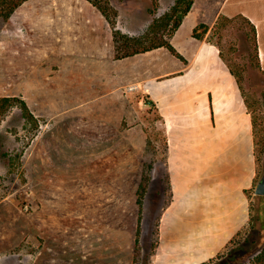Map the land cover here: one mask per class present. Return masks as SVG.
Wrapping results in <instances>:
<instances>
[{"label": "rangeland", "instance_id": "374dc122", "mask_svg": "<svg viewBox=\"0 0 264 264\" xmlns=\"http://www.w3.org/2000/svg\"><path fill=\"white\" fill-rule=\"evenodd\" d=\"M87 1L27 0L9 18L0 16V96L25 99L34 114L27 119L16 105L0 116V264H134L137 244L143 255L160 246L159 190L170 197L162 116L139 87L129 89L136 83L128 75L131 59L115 53L107 64L91 33L76 39V10L92 8ZM125 1L110 0L114 28L119 19L134 27ZM149 3L133 11L151 20ZM222 22L211 38L237 72L264 137V66L252 26L242 16ZM191 39L185 28L178 43L185 50ZM162 49L140 64L166 69L178 60ZM145 174L151 180L138 236ZM252 216L208 264H225L233 248L264 229V197H255Z\"/></svg>", "mask_w": 264, "mask_h": 264}, {"label": "crops", "instance_id": "0c3cea01", "mask_svg": "<svg viewBox=\"0 0 264 264\" xmlns=\"http://www.w3.org/2000/svg\"><path fill=\"white\" fill-rule=\"evenodd\" d=\"M150 1L156 9L151 20L148 13L133 11L148 7L149 0L125 1L134 27L123 28L119 19L117 28L140 35L154 17L169 11L177 0ZM91 5L83 9L82 4L81 10H76L79 31L75 37L88 40L91 33V45L99 50L96 55L114 64L115 28L102 11ZM238 16L256 26L264 66V0H195L170 36L183 57L161 46L118 59H131L128 75L136 80L131 85L137 84L155 104L165 131L170 197L167 201L164 197L160 205V246L152 255L154 264H202L218 257L251 224L255 197H264L253 192L258 180L253 113L220 44L211 38L223 17ZM202 24L208 26L205 33ZM185 28L192 39L184 50L178 37ZM196 29L203 32L201 37L196 36ZM162 48L178 59L170 67L157 69L152 63L147 67V63L140 64L150 62L145 55Z\"/></svg>", "mask_w": 264, "mask_h": 264}, {"label": "trees", "instance_id": "16d2710c", "mask_svg": "<svg viewBox=\"0 0 264 264\" xmlns=\"http://www.w3.org/2000/svg\"><path fill=\"white\" fill-rule=\"evenodd\" d=\"M27 0H0V16L9 18L24 2ZM94 6H96L106 17L110 20V0H88ZM195 0H177L176 3L171 7L169 11L163 15L154 17L153 21L147 28V30L140 35H129L124 33L121 29H114V44L115 53L117 58H124L127 56H132L138 53L146 52L157 47L166 46L168 49L179 57H183L182 54L176 49V47L171 43L170 36L172 33L180 26L184 16L189 12ZM155 8L151 9V13H155ZM233 18L223 17L222 23L226 25ZM248 20V19H247ZM250 22V20H249ZM253 32H254V45L257 55L259 56L258 49V39H257V28L254 24L250 22ZM203 32L208 30V26L202 24ZM203 32H198L195 30V34L201 37ZM260 59V57H259ZM232 72L237 76V72L232 68ZM239 81V79H238ZM20 106L23 110V114L27 119H34V114L30 109L27 101L19 96H0V116L5 114L11 107ZM253 122L255 130V151L258 162V184L259 179L264 174V137L261 134L259 123L257 119V114L253 112ZM261 176V177H260ZM151 180L149 174H145L140 183L138 191V203L140 205V215L138 221V231L137 235L141 234L142 230V219H143V206L145 202V197L148 192V184ZM165 182L167 179H165ZM256 188V187H255ZM255 188L253 192H255ZM165 189L159 190L160 199L165 197ZM162 210V209H161ZM253 220V216H252ZM264 226V220H261ZM251 225V224H250ZM252 227H255V225ZM258 235H253L252 238L248 236L245 241L249 244L237 245L230 251V259L225 261V264H264V229L259 228ZM235 238L232 240V242ZM138 243V242H137ZM151 252L147 255L142 254V247L137 244V250L135 255L134 264H152L151 258L154 254L156 245L152 246ZM237 248H241L242 251L237 252ZM202 264H208L204 262ZM217 264V263H215Z\"/></svg>", "mask_w": 264, "mask_h": 264}, {"label": "water", "instance_id": "95a60500", "mask_svg": "<svg viewBox=\"0 0 264 264\" xmlns=\"http://www.w3.org/2000/svg\"><path fill=\"white\" fill-rule=\"evenodd\" d=\"M255 194L256 195H264V174L262 175V177L258 181V184L255 188Z\"/></svg>", "mask_w": 264, "mask_h": 264}, {"label": "built area", "instance_id": "2783aa9c", "mask_svg": "<svg viewBox=\"0 0 264 264\" xmlns=\"http://www.w3.org/2000/svg\"><path fill=\"white\" fill-rule=\"evenodd\" d=\"M137 88H138V85H131V86L129 87L130 90H134V89H137Z\"/></svg>", "mask_w": 264, "mask_h": 264}]
</instances>
